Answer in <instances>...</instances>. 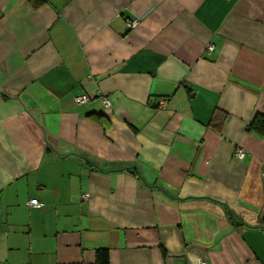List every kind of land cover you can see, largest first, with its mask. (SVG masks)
<instances>
[{
	"label": "crops",
	"instance_id": "obj_1",
	"mask_svg": "<svg viewBox=\"0 0 264 264\" xmlns=\"http://www.w3.org/2000/svg\"><path fill=\"white\" fill-rule=\"evenodd\" d=\"M255 114L264 0H0V264H264Z\"/></svg>",
	"mask_w": 264,
	"mask_h": 264
},
{
	"label": "built area",
	"instance_id": "obj_2",
	"mask_svg": "<svg viewBox=\"0 0 264 264\" xmlns=\"http://www.w3.org/2000/svg\"><path fill=\"white\" fill-rule=\"evenodd\" d=\"M136 25H137V21L136 20H130V21L127 22V27H128L129 30L134 28ZM206 49L208 51H212L213 47L211 45H208L206 47ZM88 101H89V99L85 95L78 96V97H76L74 99V102L78 103V104L86 103ZM103 103L107 105L108 101L106 99H103ZM160 105H164V102H160ZM233 155L238 160H242L245 157V153L241 149L234 150ZM262 187L264 188V172H263V175H262ZM26 205L28 207H32V208H39L41 206L40 203L38 201H36L35 199L28 200L26 202ZM199 264H205V263H199Z\"/></svg>",
	"mask_w": 264,
	"mask_h": 264
},
{
	"label": "trees",
	"instance_id": "obj_3",
	"mask_svg": "<svg viewBox=\"0 0 264 264\" xmlns=\"http://www.w3.org/2000/svg\"><path fill=\"white\" fill-rule=\"evenodd\" d=\"M101 117L98 115H94L92 118L95 121H98V119ZM248 128L250 130H253L254 132L258 133V134H262L264 133V117L260 114H255L252 119L250 120V122L248 123ZM100 255H102L104 258H106V251H100ZM103 264H106V261L103 262Z\"/></svg>",
	"mask_w": 264,
	"mask_h": 264
}]
</instances>
